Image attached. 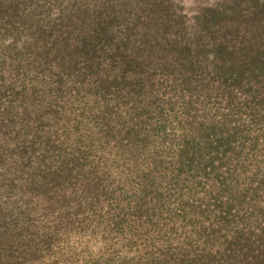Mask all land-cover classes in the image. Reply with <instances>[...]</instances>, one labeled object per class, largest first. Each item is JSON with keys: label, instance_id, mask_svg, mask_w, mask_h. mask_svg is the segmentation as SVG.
I'll return each mask as SVG.
<instances>
[{"label": "trees", "instance_id": "1", "mask_svg": "<svg viewBox=\"0 0 264 264\" xmlns=\"http://www.w3.org/2000/svg\"><path fill=\"white\" fill-rule=\"evenodd\" d=\"M181 11L0 0V264H264V0Z\"/></svg>", "mask_w": 264, "mask_h": 264}, {"label": "rangeland", "instance_id": "2", "mask_svg": "<svg viewBox=\"0 0 264 264\" xmlns=\"http://www.w3.org/2000/svg\"><path fill=\"white\" fill-rule=\"evenodd\" d=\"M174 4L177 3L178 6L181 7L182 11L181 14L185 15L187 17L188 27L191 31L198 28V24L196 23L194 17L197 16L199 13H201V10L203 8H209L216 5H219L222 0H173ZM22 190H17L16 193L21 194ZM30 200V197L28 195L24 196L23 198H20L19 196L15 199H11L10 201L14 203V206L17 205L18 207H21L20 211L27 213L28 206L27 201ZM75 238V237H74ZM83 243L84 241L87 242V246L85 248H79L73 250V249H62L58 254L55 253V255H51L50 253H46L44 255H41V257L35 258L34 260H28L26 262L22 261H10L5 260L1 261V264H87L88 259L93 258L98 252L101 251L102 244L100 243L99 236L95 239H90L87 236H83L80 240ZM90 251V252H89ZM75 252V253H74ZM73 254H77V256H73ZM100 254V253H99ZM60 255V261L57 262V256ZM88 255H91V257H88ZM55 256V257H54ZM105 258H108L109 255L106 253L104 256Z\"/></svg>", "mask_w": 264, "mask_h": 264}]
</instances>
